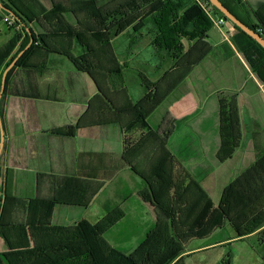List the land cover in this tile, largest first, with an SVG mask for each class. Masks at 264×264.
<instances>
[{
    "label": "crops",
    "instance_id": "1",
    "mask_svg": "<svg viewBox=\"0 0 264 264\" xmlns=\"http://www.w3.org/2000/svg\"><path fill=\"white\" fill-rule=\"evenodd\" d=\"M40 1L47 11L53 8L54 0ZM56 1L69 6L74 0ZM96 1L105 3L108 0ZM234 8L238 15L255 25L264 23V0H243ZM167 13L163 14L164 19ZM63 15L76 31H80L70 11ZM88 19L89 16L87 31L90 30ZM157 22L160 24L161 20L158 18ZM163 23L169 24L168 20ZM50 24L41 20L31 23L30 27L38 35L59 31L49 29ZM142 26L139 45L153 47L149 32L154 22L151 19ZM94 29L92 22L91 30ZM213 30L219 33L220 40L212 42L210 33ZM234 35L233 27L228 24L223 29L212 27L202 41L182 39L185 52L182 61L177 68L168 71L154 69L150 62L139 58V69L142 68L139 89L143 90L139 99L156 90L163 92L165 97L149 118L150 126L156 129L165 113L182 115L176 123L178 129L183 124L186 133L184 149L181 153L171 148V152L176 158L182 157L185 163L197 160L200 164L206 163L201 167L207 169L206 176L200 172L197 177L200 185L208 189L216 187L218 172L224 174L231 170L229 178H234L264 161V84L238 51ZM14 37L15 30L0 20V58L5 60L0 67L1 81L6 63L23 40L22 36L15 42ZM59 41H50V47L80 55V46L75 41ZM110 48L116 52L114 43ZM12 69L0 103L4 129L0 160V226L30 225L26 228L28 246L39 248L56 245L62 240L54 234V228L74 226L82 221L95 224L117 209L124 215L115 225L137 215L139 207L148 209L146 217L154 224L152 198L139 187L129 194L127 187L132 176L139 179L124 160V137L128 128H125L128 122L125 108L129 97L137 100L128 84L114 90L109 76L98 74L101 92L94 78L81 72L67 56L45 48L35 50L26 66L15 64ZM148 72L151 74L147 75ZM152 76L160 78L155 87L152 85L148 93L144 92V83ZM220 94L236 95L241 128L239 147L225 162L217 158L222 141ZM197 98L200 99L199 110ZM80 121L82 125L77 126ZM193 142L199 147L198 153L191 149ZM198 154L200 158L196 157ZM189 171L192 173L190 168ZM98 184L102 188L91 202L79 204L95 192ZM74 199L76 201H72ZM144 218V214L139 213V219ZM13 255L17 256V251L9 250L0 237V264H7V256Z\"/></svg>",
    "mask_w": 264,
    "mask_h": 264
},
{
    "label": "trees",
    "instance_id": "2",
    "mask_svg": "<svg viewBox=\"0 0 264 264\" xmlns=\"http://www.w3.org/2000/svg\"><path fill=\"white\" fill-rule=\"evenodd\" d=\"M220 1L239 20L264 37V23L262 25H255L242 18L236 12L234 6H240L243 0ZM0 3L12 10L16 15V18H14L9 13L0 9V20L3 19V21H6L8 18L9 21H7L6 24L11 29L15 30V40L17 39V41H19L23 36L18 50L6 63L5 69L13 62L20 52L25 51L16 63V66L22 67L27 65L30 55L35 50L45 48L51 52H57L67 56L81 72H86L94 78L101 92L102 89L97 79L98 74H106L109 76V82L114 90L123 89L129 82V79L127 82L126 77L130 76L129 74L132 67L130 68L126 61L120 62L119 56H121V54L115 55L110 47L112 43L111 38L120 36L118 31L121 29V26L127 28L132 25L131 17L136 12L139 11V30L143 27V24H147L151 19L154 22V28L151 29L149 35L151 36L153 47H155L160 56L161 62L157 67L159 71H168L180 65L185 53L184 46L181 43L182 39H187L190 42L202 41L206 38L208 31L213 27L211 19L202 9L200 3L212 7L215 16L226 19L208 0H108L104 4L98 3L96 0H74L70 2L69 6L71 9L66 7L64 9L65 5L62 6L61 3L54 0L52 17L49 16L51 15L50 13L46 14L39 0H0ZM167 10H169V13H167ZM54 11L58 13L61 12L60 16H54ZM68 11H70L78 21L80 31H76V27H71L65 19H63L64 16L62 14ZM42 13L46 15L45 17H48L46 18L47 20L52 18V24L53 26H58V32L43 35L35 34L30 24L33 22H40ZM164 13H167L164 15L167 16V19L163 18ZM146 15L148 16L145 17ZM88 16L90 18L89 31L81 27L84 21L87 22ZM158 18L161 20L160 24L157 22ZM167 20L169 24H164L163 22H167ZM11 21H13L15 25H13ZM93 21L94 31L91 30ZM226 21L233 27L235 32L233 41L238 51L243 55L245 61L258 80L264 84V49L257 41L232 24L229 20L226 19ZM107 23H109L111 28H107ZM16 24L20 26V29L17 28ZM261 26H263V30ZM27 29L30 33L27 32ZM136 30V28L127 29L128 34L126 33L127 36L125 37L131 39L132 43H134L133 41L137 38L135 34ZM30 34L34 37V44L29 49L25 50L30 43ZM52 40L57 42H60L59 40L63 42H67L68 40L75 41L80 46V55L75 56L70 50L67 51L66 49H52L49 45V42ZM40 44H43V46ZM8 50H11L10 45ZM206 53L207 51L204 54ZM130 54L131 53L128 55ZM109 59L112 60L110 63H108ZM4 61V58H0V67ZM115 64L118 65L117 68H110V65L114 66ZM12 70L9 72L7 79ZM139 70H142V68ZM136 76L139 77V74H136ZM144 88L148 93L150 89L149 84H144ZM148 96L149 95H146V97ZM218 99L220 104V134L222 141L217 158L220 162H225L232 157L235 150L239 147L241 128L236 95L220 94ZM136 107L139 108V105L137 104ZM81 125L82 121H80L77 126ZM127 127L128 128L125 130L126 133H128L129 130L135 131L138 127H141L144 131L151 132V127L146 121L145 116L137 112V109L134 111L133 121L128 124ZM124 159L127 163L132 164L126 155ZM172 159L173 156L169 153L166 157L159 156L150 159L151 174L157 184V191H154L155 187L152 189L153 198L155 197L156 199L158 196L159 198H163L167 192H171L174 198H180L183 192H186L188 188H190L189 186L193 184L197 189H200L203 199L206 200V203L204 205L202 204L200 211L196 214L190 225L185 228L186 230L182 235L178 233L180 238H184L183 240L197 236L198 232L205 227L209 226L210 228H214L224 219H231L232 217L228 210L233 208L234 203L242 202L244 198L250 201L245 205V210L249 211L248 214L255 212L253 210L254 204H256L254 208L259 209V207H263L264 210V161H259L256 165L248 169L243 176L232 182L225 189L221 203L215 208L213 202L202 190L199 183L192 179L187 172L184 173L183 180L179 181L178 176L176 177L177 181L174 180L175 173H173L170 166ZM132 171L137 176L146 179V177L139 173L134 167H132ZM254 185H256L255 189ZM101 188L102 185L98 184L95 192L90 194L88 198L85 199L84 203L79 204L88 205L93 196H95ZM252 195L255 197L252 198ZM72 201L76 200L74 199ZM156 203L158 204L155 209L156 213L158 214L164 211L160 201L156 200ZM179 206L180 210L188 208V204L186 203H181ZM123 215V212L117 209L101 218L95 224L82 221L74 226L54 228V234L59 235L62 240L58 244L50 247L30 248L28 246L26 234V228L30 226L28 224L13 225L11 227L0 226V237L4 239L9 250L17 251V256H7L9 264H181L180 260L185 252L177 251L174 247V242L169 243L166 248L163 246L160 248L156 247L157 244L154 239H156L158 230L161 228L160 217L156 227L131 253L126 254L113 248L104 239L103 235L109 231ZM193 216L192 214H187L188 218H192ZM172 218L173 215L167 214L168 220ZM242 226L245 227V231L236 228V233L240 237L254 234L263 229L264 220L258 221V217L250 216L249 221ZM262 235H264V232L258 235L260 238L258 240V246L259 254L264 261V237H262ZM12 239H16V242H13L14 240ZM227 264H229V262H227Z\"/></svg>",
    "mask_w": 264,
    "mask_h": 264
},
{
    "label": "rangeland",
    "instance_id": "3",
    "mask_svg": "<svg viewBox=\"0 0 264 264\" xmlns=\"http://www.w3.org/2000/svg\"><path fill=\"white\" fill-rule=\"evenodd\" d=\"M40 3L43 5L41 1ZM61 5L64 6L62 3ZM43 7L46 14L50 13L51 15L49 16L52 17L53 8L50 11H47L44 5ZM65 7L71 9L70 6H64V9ZM60 13L54 11V16L59 17ZM45 16L46 15L42 13L40 17L41 20L45 21L47 24L48 22L51 23L49 29H53L54 31L55 29L57 30L58 26H53L51 20L52 18L47 20L46 18L48 17ZM63 16V19H65V21L71 27H75L65 15ZM4 22L6 23L7 21ZM11 22L13 25H15L13 21ZM131 22L132 25L127 28L125 26H121V29H119L118 31L120 36L116 38L111 36V41L112 43H114V47L116 50L115 55L121 54V56H119L120 62L126 61L129 64V67H132L129 74L130 76L128 78V88L132 96L135 99L137 98V100L134 101L131 99V97L128 98V106H126L125 108V112L127 113L125 114L128 117L127 124L133 121L134 111L136 109L137 112L142 113L145 116L146 121L149 124V118H151L157 107L163 103L165 97L163 92L156 90L150 92L148 94V97L145 96L139 99V95L143 90L139 89V77L136 76V74H139V58L141 60L145 59L146 61L150 62L154 69L157 68L156 66L160 64L161 60L155 47L149 46L148 44L142 46L139 45V11L133 14V16L131 17ZM88 25L89 24L84 21V23L81 24V27L82 29L87 30ZM107 25V28H111V26H109V23H107ZM3 26L5 25L3 24ZM213 27L215 26L213 25ZM17 28L20 29V26L17 25ZM128 28L137 29L135 33L137 38L135 41H133L134 43H132L131 39L125 37L127 36L126 33L128 34ZM210 35L212 42L221 39L219 33L216 32V30L211 31ZM14 41L18 42L17 39H14ZM129 53L131 54L128 55ZM112 67L117 68L118 65H110V68ZM150 74L151 72L147 73V75ZM152 78V80H147L145 81V83L143 81V83L149 84L151 88L152 85L154 86L156 84L157 80L160 77L158 78L157 76H152ZM196 100L198 102L199 110L200 99L197 98ZM137 104L139 105V108L136 107ZM180 116L182 115H180L179 113H165L163 117L159 119L160 121L158 122L156 129L152 128L149 124V126L151 127V132L144 131L141 127H138V129H136L135 131L129 130L128 133H125L127 135H125L124 137V156L126 155V157L131 161L132 164H129L126 161L125 162L127 163L130 170H132V167H134L139 173L143 174L146 177V179L144 178V180L143 178H141V176H138L139 179L132 176L133 180L131 184L127 183V187L129 188L128 192L130 194L131 190H134L137 187L144 189V193H147L148 197H151L155 203L154 211L156 215V221L154 224L151 223L149 218L146 217L148 216V209L145 207L140 209L139 207V210L136 212L137 215H133L126 220H123V222L114 225L103 235L104 239L113 248L120 250L126 254L131 253L146 239L147 235L156 227L160 217L161 228L158 230L156 239H154L155 243L157 244L156 247L160 248L163 246L166 248L169 243L174 242V247L177 251L179 250L185 252L180 260L181 264H227V262H229V264H264V261L259 254L258 246V240L260 239L258 235L264 232V228L261 229L262 231L260 230L261 232L258 231L254 234H249L243 237L238 236V234L236 233V228H239L241 231H245V227H243L242 225H245L247 221H249L250 216L258 217V221H263V207H259L258 209L254 208L256 204H254V206L251 205L253 206V210L255 212H253L252 214H248L249 211L245 210V205H247L250 201L244 198L242 202L234 203L233 208H230L228 210L230 216L232 217L231 219H224L218 226L214 228L204 226L205 228L200 230L197 236H193L192 238L183 240L184 238H180L178 233L182 235V233L186 230L185 228L190 225L196 214L200 211L202 204L204 205L206 203V200L203 199L200 189H197L192 184L189 186L190 188H188L186 192L182 191L183 195L180 198H174L171 192H167V194L163 198H159V196L156 199L155 197L153 198L152 189L153 187H155L154 191H157V184L152 177L149 164L150 159L152 158H157L159 156L166 157L168 156V153L171 154L173 156V159L171 160L170 166L173 170V173H175L174 180H176L177 176L179 177V181L183 180L184 173L187 172L192 177V179L197 181L200 185V178H198L197 175L200 172L205 176L207 174V169L203 170L201 168L202 165L206 166V163L200 164V162H197L198 160L195 162L191 161L185 163L182 161V157H180V159L176 158L171 152V148H173L176 152L179 151L181 153L184 149L183 142L186 133H184L185 130L183 128V124L178 129L177 127L179 125L176 123L178 121L177 119H179ZM127 124H125V128L127 127ZM191 149L196 153L199 152V147L195 144V142L192 143ZM196 157L200 158V154H198ZM226 167L228 166H225V169L228 170L229 168ZM189 168L190 170H192V173L189 171ZM247 170L248 169H246L242 173L237 174L234 178H229V171L231 170L226 171V173L224 174L218 172V175L220 176L216 180V187L214 189L203 188L200 185L202 190L213 202L215 208H217L221 203L225 189L232 182L243 176L245 172H247ZM202 178L203 177H201V179ZM255 187L256 185H254V189ZM253 197L255 196L252 195V198ZM156 200L160 201L164 209V211L158 214L155 210L158 206ZM181 203L188 204V208H183L182 210H180L179 205ZM139 213L144 214L145 218L143 220L139 219ZM167 214L173 215V218L171 220H168ZM187 214H192L194 216L192 218H188ZM262 237H264V235H262Z\"/></svg>",
    "mask_w": 264,
    "mask_h": 264
},
{
    "label": "water",
    "instance_id": "4",
    "mask_svg": "<svg viewBox=\"0 0 264 264\" xmlns=\"http://www.w3.org/2000/svg\"><path fill=\"white\" fill-rule=\"evenodd\" d=\"M208 1L214 8L220 11L227 20H229L232 24L237 26L239 29H241L243 32H245L248 36L253 38L255 41H257V43H259L264 49V37L261 34L254 31L253 29L248 27L246 24H244L241 20H239L226 6L223 5V3L220 0H208ZM0 9H2L3 11L9 13L11 16L16 18L15 13L12 12V10L6 8L2 3H0ZM27 32L30 33L28 29H27ZM33 44H34V37L32 34H30V43L28 44L25 50L29 49ZM24 52L25 51H22L16 57V59L5 69L2 75L1 89H0V103H1V99L5 91L7 76L9 72L11 71V69L15 66L17 61L24 54ZM3 143H4V129H3V123H2V118H1V112H0V160H1V152L3 148Z\"/></svg>",
    "mask_w": 264,
    "mask_h": 264
},
{
    "label": "built area",
    "instance_id": "5",
    "mask_svg": "<svg viewBox=\"0 0 264 264\" xmlns=\"http://www.w3.org/2000/svg\"><path fill=\"white\" fill-rule=\"evenodd\" d=\"M200 6L202 7V9L206 12V14L208 15V17L211 19L212 24L218 28V29H223L226 25H228L229 23L226 21V19H224L223 17H219V16H215L213 11H212V7L207 6L205 4L200 3ZM6 21H9L8 19Z\"/></svg>",
    "mask_w": 264,
    "mask_h": 264
}]
</instances>
